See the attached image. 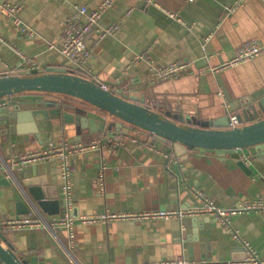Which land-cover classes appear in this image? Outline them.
<instances>
[{
    "label": "crops",
    "instance_id": "0c3cea01",
    "mask_svg": "<svg viewBox=\"0 0 264 264\" xmlns=\"http://www.w3.org/2000/svg\"><path fill=\"white\" fill-rule=\"evenodd\" d=\"M13 1L20 3L19 15L34 33L22 31L0 11V74L65 66L58 48L65 19L76 5L94 9L102 0ZM151 1L114 0L99 26L119 20L120 25L114 34L92 46L85 62L90 71L87 77L116 84L158 111L202 120L220 118L239 109L243 102L264 97V51L236 64L197 73L203 65L218 68L227 63L244 42L264 41V0H243L234 12L225 9L234 0ZM128 9L130 14L125 16ZM97 34L93 30L90 40ZM143 53L158 65L188 61L190 68L176 78L153 81L146 60L133 62ZM21 55L36 68L23 69ZM11 98L7 111L0 112V162L4 167L10 158L50 144L68 141L84 145L101 136V131L65 124L61 118H52L50 126L27 115L17 118V111L36 107L38 100H58L57 95L31 91ZM112 129L121 138L118 146L88 148L71 156L73 246L69 226L52 220L65 216L59 156L9 166L19 180L23 176L38 178L39 186L57 193L59 202L52 213L36 205L34 211L16 214L14 195L18 188L0 186V220L39 215L47 220L0 229L26 264H156L179 255L197 264H248L244 262L248 252L243 242L232 239L229 226L215 217L137 214L196 204L200 199L195 191L220 207L253 202L258 197L264 201V150L261 155L239 150L240 159L249 158L244 162L247 171L230 153L220 156L188 149L184 158L171 145L140 129ZM3 169L1 172L7 174ZM103 213L133 216L82 220ZM230 224L264 264V210H240L232 214Z\"/></svg>",
    "mask_w": 264,
    "mask_h": 264
},
{
    "label": "water",
    "instance_id": "95a60500",
    "mask_svg": "<svg viewBox=\"0 0 264 264\" xmlns=\"http://www.w3.org/2000/svg\"><path fill=\"white\" fill-rule=\"evenodd\" d=\"M31 91L57 95L58 100H38L36 107L17 111L19 119L27 115L50 126L52 118H61L65 124L87 125L92 131L123 126L137 128L171 145L184 158L188 149L201 154L215 152L220 156L230 153L247 171L250 170L240 159L239 150L247 149L252 155H261L264 150V97L243 102L239 109L226 111L220 118L202 120L158 111L143 99L121 89L117 92L106 89L101 81L79 75L66 66L0 74V97ZM1 111H7L6 105L0 106ZM232 116L236 119L235 125L231 124ZM7 174L0 172V186L18 188L14 195L16 214L34 211L36 205L51 213L57 211V193H48L47 188L39 186L38 178L23 176L19 180L10 167ZM0 264H26L1 233Z\"/></svg>",
    "mask_w": 264,
    "mask_h": 264
},
{
    "label": "built area",
    "instance_id": "2783aa9c",
    "mask_svg": "<svg viewBox=\"0 0 264 264\" xmlns=\"http://www.w3.org/2000/svg\"><path fill=\"white\" fill-rule=\"evenodd\" d=\"M144 2V4L151 3V0H138ZM243 0H234L232 4L226 6L225 9L228 12H234L235 8L239 6ZM114 0H102L96 8L88 9L85 5H76L75 10L71 13V15L67 16L64 21L62 32H63V41L61 45L58 47L60 53L65 58V66L79 74L87 75L90 74L89 69L85 65L86 60L91 56L93 45L98 43V41L105 37L108 34H114L119 25L120 20L115 21L112 24H109L105 27L99 26V20L104 12L113 5ZM21 5L18 2L13 0H0V11L6 16L11 23L15 26L19 27L22 31L26 33H34V30L28 25L19 15ZM130 14V9H128L125 13V16ZM171 16H175L176 14L173 12H169ZM97 31V37L95 40H90L89 34L93 31ZM53 45L50 44L49 47ZM264 51V41H259L256 39H252L250 41L244 42V44L237 50L235 55L227 62L220 65L218 68H214L208 65H203L197 69L198 74H202L206 70H217L220 67H224L231 64H236L243 59L253 58L259 53ZM140 59L146 60L150 67V80L158 81L162 79L168 78H176L180 75L181 72L190 68V62L188 61H170L164 65H158L149 60L148 56L143 53L136 56L134 63ZM25 66L23 69L31 70V68H36L33 61L28 59L26 56L21 55V63L20 65ZM102 82V81H101ZM102 86L111 91L117 92L120 88L116 84L102 82ZM11 96H3L0 97V105H6L11 102ZM231 124H236V119L234 116L231 117ZM101 136L97 139L91 141L88 144H80V143H70L68 141H63L59 145L50 144L48 148L33 150V152L22 154L16 158H10L6 166L4 167L3 163L0 162V172L5 170L8 173L9 166H15L19 163H32L36 160H48L50 157L54 155H58L60 158V168H61V176H62V188L61 195L64 202L65 216L63 219L53 218V222H62L69 226V236H70V246H73V236L71 231V224L74 219H72L70 215V211L72 208V188L70 185V173H71V156L72 154L78 151H84V149L88 148H100L102 146L106 147H114L118 146L121 143V138L117 137L116 132L113 129H104L101 130ZM247 156H242V160L244 162H248ZM98 184H100L101 189L103 188L102 177H99ZM195 195L200 199V201L196 204H190L187 207H182L177 210H154V212H144L137 215L141 216H152V217H166L172 218L173 216H177L179 219L184 216L189 215H200V216H212L219 219L222 223L229 226V231L231 232V238L234 240L242 241L245 248H247L248 255L245 257L244 262L248 264H263V260L257 257L256 251L251 248L237 232L236 229L232 228L230 225V217L232 214L236 212H240V210H264V201L262 197H258L257 200L253 202H240L239 205L232 207H220L216 205L213 200L210 198L204 197L201 193L195 191ZM120 216H133V214H109L103 213L102 215H93L90 217L82 218L83 221L93 220V219H101V218H120ZM42 216L35 217H23L20 216L18 218L12 219H1L0 220V229L4 225L18 226L24 224H35V223H46ZM156 264H197L193 261L187 260L183 255H179L173 261H166L163 263Z\"/></svg>",
    "mask_w": 264,
    "mask_h": 264
},
{
    "label": "trees",
    "instance_id": "16d2710c",
    "mask_svg": "<svg viewBox=\"0 0 264 264\" xmlns=\"http://www.w3.org/2000/svg\"><path fill=\"white\" fill-rule=\"evenodd\" d=\"M20 93H22V92H20Z\"/></svg>",
    "mask_w": 264,
    "mask_h": 264
}]
</instances>
